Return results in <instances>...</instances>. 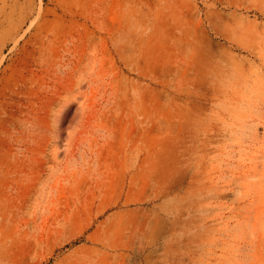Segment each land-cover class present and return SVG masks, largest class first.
I'll use <instances>...</instances> for the list:
<instances>
[{
  "label": "rangeland",
  "instance_id": "374dc122",
  "mask_svg": "<svg viewBox=\"0 0 264 264\" xmlns=\"http://www.w3.org/2000/svg\"><path fill=\"white\" fill-rule=\"evenodd\" d=\"M0 264H264V0H0Z\"/></svg>",
  "mask_w": 264,
  "mask_h": 264
}]
</instances>
